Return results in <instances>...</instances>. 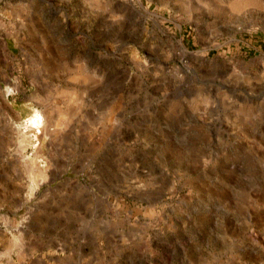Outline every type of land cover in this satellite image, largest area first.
<instances>
[{"label":"rangeland","instance_id":"rangeland-1","mask_svg":"<svg viewBox=\"0 0 264 264\" xmlns=\"http://www.w3.org/2000/svg\"><path fill=\"white\" fill-rule=\"evenodd\" d=\"M0 264H264V0H0Z\"/></svg>","mask_w":264,"mask_h":264},{"label":"bare ground","instance_id":"bare-ground-1","mask_svg":"<svg viewBox=\"0 0 264 264\" xmlns=\"http://www.w3.org/2000/svg\"><path fill=\"white\" fill-rule=\"evenodd\" d=\"M32 123V122H31ZM32 124H34V125H38L39 123H38V121H34ZM37 128V127H36Z\"/></svg>","mask_w":264,"mask_h":264}]
</instances>
